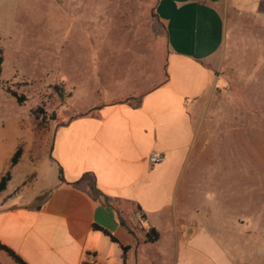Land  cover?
<instances>
[{
    "label": "crops",
    "instance_id": "0c3cea01",
    "mask_svg": "<svg viewBox=\"0 0 264 264\" xmlns=\"http://www.w3.org/2000/svg\"><path fill=\"white\" fill-rule=\"evenodd\" d=\"M262 2L157 0L164 35L142 73L152 85L118 90L115 101L59 126L43 152L41 181L28 161L11 193V172L0 191V242L28 264H264V250H251L250 240L234 233L220 240L209 226L216 201L204 198L197 174L210 170L192 165L199 135L192 112L217 87L228 13L254 15ZM152 154L163 161L152 165ZM25 158L23 151L15 167ZM87 173L113 206L72 186ZM149 228L158 232L154 242ZM0 264L17 263L0 250Z\"/></svg>",
    "mask_w": 264,
    "mask_h": 264
},
{
    "label": "rangeland",
    "instance_id": "374dc122",
    "mask_svg": "<svg viewBox=\"0 0 264 264\" xmlns=\"http://www.w3.org/2000/svg\"><path fill=\"white\" fill-rule=\"evenodd\" d=\"M156 2L0 0V50L5 59L0 76V180L12 172L11 193L30 167L28 161L35 159L37 181L46 177L49 162L43 152L59 126L115 101L118 90L152 85L143 81L142 73L158 47L152 28ZM225 48L216 89L192 112L199 134L192 165L210 170L208 175L197 174L206 187L204 198L216 201L215 221L209 226L220 240L240 234L260 254L264 0L257 14L228 13ZM7 88L24 96V103ZM19 147L28 158L18 169L11 159Z\"/></svg>",
    "mask_w": 264,
    "mask_h": 264
},
{
    "label": "trees",
    "instance_id": "16d2710c",
    "mask_svg": "<svg viewBox=\"0 0 264 264\" xmlns=\"http://www.w3.org/2000/svg\"><path fill=\"white\" fill-rule=\"evenodd\" d=\"M152 28L154 29L157 37L164 35V27L160 23L158 15L156 14L155 11L153 14ZM4 60L5 59H4L3 51L0 50V76H1L2 71H3V61ZM0 87H1V84H0ZM6 92L9 93L14 98H16L17 102L20 105H22L24 103L25 97L20 96L16 91L7 88ZM136 100L137 99L132 98V97L127 99V101L129 103H131L132 105H134V102ZM23 151L24 150L22 147H19L15 151V153L11 159L13 166H15L17 163H19ZM62 174H63L62 169H60V179L63 181L64 179H63ZM10 179H11V172H7L4 176H2V178L0 180V191H4L7 188V184L10 181ZM72 186L86 192L90 197H92V199L94 201L102 202L108 207L113 206V203H114L113 198L106 196V194H104L97 187L96 180L92 174L87 173V174L82 175L77 181L72 183ZM42 198L43 197L38 198L39 201H41ZM121 221H122L121 223L125 225L126 221L122 217H121ZM93 227H94V229L103 231L105 233V235L109 236L113 241H115V242L118 241L117 238L115 236H113L109 231L105 230V228H103L99 225H96V224ZM147 236H148V239L150 240V242H154L159 238L158 232L155 230V228H149L147 231ZM0 250L5 251L9 256H11L14 259V261L17 264H28V262H26L21 256H19L12 248L8 247L7 245H5L1 242H0Z\"/></svg>",
    "mask_w": 264,
    "mask_h": 264
},
{
    "label": "built area",
    "instance_id": "2783aa9c",
    "mask_svg": "<svg viewBox=\"0 0 264 264\" xmlns=\"http://www.w3.org/2000/svg\"><path fill=\"white\" fill-rule=\"evenodd\" d=\"M164 157L161 156V155H150L149 156V161L152 165H156V164H159L163 161Z\"/></svg>",
    "mask_w": 264,
    "mask_h": 264
}]
</instances>
